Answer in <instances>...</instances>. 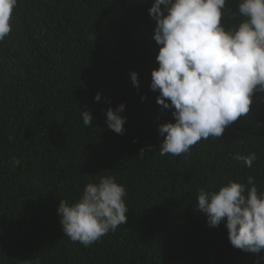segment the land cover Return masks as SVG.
I'll return each instance as SVG.
<instances>
[{"label":"trees","instance_id":"16d2710c","mask_svg":"<svg viewBox=\"0 0 264 264\" xmlns=\"http://www.w3.org/2000/svg\"><path fill=\"white\" fill-rule=\"evenodd\" d=\"M153 3L18 0L0 42V264H264V251L235 249L224 223L209 227L195 208L199 189L228 180L253 176L264 190V93L221 137L202 139L187 158L161 157L158 126L174 118L150 89ZM238 3L226 2V28L239 22L230 17ZM121 103L127 120L117 134L106 111ZM252 152L251 168L233 159ZM101 173L126 187L127 222L85 247L64 235L57 208Z\"/></svg>","mask_w":264,"mask_h":264},{"label":"clouds","instance_id":"9594fccd","mask_svg":"<svg viewBox=\"0 0 264 264\" xmlns=\"http://www.w3.org/2000/svg\"><path fill=\"white\" fill-rule=\"evenodd\" d=\"M226 2L154 0L148 9L156 21L153 39L159 46L150 89L160 93L157 104L171 109L174 118L158 126L161 157L187 158L202 139L221 137L226 127L249 114L255 94L264 93V0H239L230 15L239 22L229 28L221 23ZM17 6L18 0H0V42L12 31ZM129 75L138 89V73ZM94 100L100 101L101 94ZM124 110L121 103L106 111V125L117 134L125 132ZM80 115L84 126L93 125L90 111ZM145 153L142 148L138 154ZM233 159L251 168L257 157L254 152L237 153ZM102 173L85 185L79 199L59 200L57 208L64 235L85 247L127 222L126 187ZM195 208L206 214L209 227L224 223L235 249L257 255L264 251V190L255 177L248 176L246 183L228 180L214 190L199 189Z\"/></svg>","mask_w":264,"mask_h":264}]
</instances>
